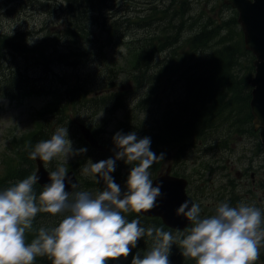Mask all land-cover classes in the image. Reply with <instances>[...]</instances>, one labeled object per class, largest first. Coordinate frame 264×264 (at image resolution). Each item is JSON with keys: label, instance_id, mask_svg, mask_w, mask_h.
Here are the masks:
<instances>
[{"label": "rangeland", "instance_id": "obj_1", "mask_svg": "<svg viewBox=\"0 0 264 264\" xmlns=\"http://www.w3.org/2000/svg\"><path fill=\"white\" fill-rule=\"evenodd\" d=\"M177 8L184 14L183 20L179 15L173 17ZM160 10L162 12L167 11V13L162 15ZM97 16L101 19L114 16L118 18L121 35L123 34L121 41L118 43L107 42L99 27L90 21L87 25V32L91 30L93 37L89 39V36L79 35L80 49L86 53L80 64L73 58H69L66 63L62 64H54V61H49L45 67L50 73L45 75L39 72L41 66L31 59L37 57L41 51L39 49L34 51L36 46L54 37L58 40H56V44L63 48H75L78 44L72 42L66 32L71 25L66 0H0V41L3 38L5 40L7 37L21 34L26 42L25 48L17 47L18 51L15 53L8 52L0 44V77L5 74L8 75L10 70L20 68L23 74L34 80L32 83L43 77L49 81H54L55 87H61L65 90L69 85L73 86L76 82L79 84V80L88 84V81L84 80L89 73L93 78L104 79L108 82H111L114 76L119 73L121 79L116 82L118 84L117 89L120 88V93L127 94L126 105L128 106L127 110H119L114 115H110V107L105 106L93 109L92 113L89 109L87 110L89 107L88 97H77L75 101L69 103L66 111L69 114L65 118L66 124L60 125L58 124L59 121H53L55 120L54 114L46 116L43 120L39 116L40 111L49 107L50 103V106L54 104L51 96L34 98L19 105H12L0 100V181L15 170V167L21 163V159L26 161L25 153L20 157V151H30L29 142L35 134L26 138L27 140L20 150L21 134L29 129L35 131L40 129L41 121L46 122L48 120V122H53L52 127L55 130L59 127L68 128V138L72 142L74 150L87 149L85 153L73 157L63 154L55 157L46 164L48 170L54 171L57 166H63L68 171L75 168L76 171L73 170L79 180L88 183V186L86 184L82 191L88 187V191L95 195L98 190H103L105 187L103 180L101 179L97 185H92V181L87 176L82 175V167L88 163L89 159L93 163L108 158L115 159V153L118 149L114 144L113 137L117 132L127 134L134 131L138 134L140 131L126 130V127L133 124H145V122L154 126V122L157 120L155 115L157 106L151 104L149 109L143 110L142 106L138 105L145 98L149 88L148 84L143 86V78L139 80L137 85L136 80H133L132 77L136 74L137 54L131 51L134 47H139L136 44L139 41L142 42L143 46L155 51L156 57L153 58L150 70L147 69L149 62L146 61L145 70L149 71L150 79V77H157L158 72L167 66L166 62L171 55L185 60L178 70V75L185 73L188 77L196 74L204 75V64L211 59L209 56L221 47L222 42L232 40L231 47L240 53L241 69L239 75L246 80L244 99L247 107L249 106L251 109L254 87L250 80L255 77L256 65L254 62L256 56L246 48L244 33L239 23V12L231 5L226 4L225 0H113L108 8L102 9ZM209 19L222 22L225 25L221 29L209 27L202 31L204 24ZM170 25L176 27L172 28ZM179 27L180 32L176 34ZM228 32L229 35H227ZM43 53L48 57L47 47ZM177 67L178 63L173 66V71H176ZM166 72L167 77L161 78L163 80L161 92L155 91L157 96L165 98L169 102L175 99L185 100L188 90L186 81L184 79L180 81L177 76H172L173 74L168 73L169 70ZM44 84L47 86L46 83ZM141 85L143 87L137 88ZM156 86L158 85L156 84ZM56 92L59 95L58 101L61 103L62 95L60 99V94L62 91L56 90ZM52 107L54 108V106ZM96 110L99 112L93 117ZM89 116H92L90 123L86 122ZM253 119L254 117L250 120V124L242 130L246 133L245 137L230 135L227 138V148H221L222 141L218 139V135H222L221 131L216 133L214 128L211 130L205 128L204 133H202L198 130L189 139L186 146L179 147L180 143H177L171 151L172 156L164 153L165 159L158 163L163 162L160 173L165 172L166 168L171 165L175 175L190 180V189L192 188V181L197 180L193 183L192 195L195 194L198 197L204 195L203 199H200L202 208L208 207V209L213 208L215 210L221 202H228L230 192L234 190L238 200L241 196V199L249 198V201L261 202L262 205L257 208L263 212V188L256 187L260 183L255 187L252 186L251 172H246L253 158L252 169L255 172V181L257 182L261 178V174L264 173L263 170L261 171V166L264 167V154L258 156L261 151H264V144L260 138V132L254 129ZM72 120L75 122L71 123ZM78 121L86 123L97 132L98 138L103 142V144L101 143L102 146L94 147L93 150L86 143V140L77 130L76 122ZM179 149H182L183 153H180ZM224 149L228 150L225 151ZM82 161L85 162L80 167L81 164L79 163ZM135 163L128 165L123 160L116 161V171L111 175L114 181L120 185L122 193L127 191L126 181L129 174L124 175L127 171L130 173V169ZM209 167L213 169L212 173L208 171ZM36 168L35 162V170L33 171L35 173ZM152 169L153 166L149 171L151 173L150 178L153 180ZM243 174H247V177L241 178ZM248 190L255 192L251 193L249 197L247 195ZM192 195L190 194V196ZM194 199L197 201L196 198ZM216 203L217 205L214 206ZM129 214L137 215L134 212ZM25 235L26 240L28 237H32L31 240L36 238L32 228L27 230ZM180 250L179 239L177 238L176 244H173L170 249V264H184L174 259ZM129 262H131L130 256L109 261V264H129ZM255 264H264V247H261L260 258Z\"/></svg>", "mask_w": 264, "mask_h": 264}, {"label": "clouds", "instance_id": "obj_2", "mask_svg": "<svg viewBox=\"0 0 264 264\" xmlns=\"http://www.w3.org/2000/svg\"><path fill=\"white\" fill-rule=\"evenodd\" d=\"M33 42V41H32ZM31 42V43H32ZM29 43V44H31ZM118 151L115 159L93 163L91 159L82 175L103 180L105 187L95 195L89 191H66L68 170L57 166L49 172L50 183L37 196L34 185L39 176L33 172L14 185L0 191V264H35L37 257H48L51 264H109L127 258L132 248L146 235L153 238L150 250L132 258L131 264H170L169 255L177 237L160 227L145 229L138 219L129 222L123 213H141L157 207L161 186H153L149 169L165 159L151 150L149 137L138 138L136 132H117L113 137ZM87 149L74 150L68 138V128L59 127L50 139L40 140L29 152V158H39L45 165L60 155L76 156ZM131 165L127 191L114 181L116 161ZM72 189L78 187L68 178ZM71 197V198H70ZM53 216L68 213L53 228L41 227L30 243V230L38 213ZM191 224L190 231L179 240L185 258L196 264H255L264 247V212L244 202L230 206L217 205L211 216L201 217V206L185 201L177 209Z\"/></svg>", "mask_w": 264, "mask_h": 264}, {"label": "trees", "instance_id": "obj_3", "mask_svg": "<svg viewBox=\"0 0 264 264\" xmlns=\"http://www.w3.org/2000/svg\"><path fill=\"white\" fill-rule=\"evenodd\" d=\"M66 2L68 16L71 19V25L66 32L69 36L68 38L72 42L78 44L75 48H63L61 45L56 44L57 39L54 37L45 40L44 43L36 46L34 51H37L38 49L41 51L37 57H32L31 59L34 63L41 66V71L39 70V72L45 75H49L50 73L45 67L49 61H54V64H62L66 63L69 58H73L80 64L82 58L86 56V53H83L80 49V36H89V39L93 37V32L91 30L87 32V25L90 21L99 27L107 42L118 43L123 38V34L121 35L120 31L119 21H117L118 18L114 16L101 19V17L97 16L102 9L108 8V5L112 0H66ZM160 11L162 12V10ZM165 13H167V11L162 12V15ZM177 15H179L182 20L184 19V14H182L178 8L175 10L173 17ZM224 25L225 24L222 22H216L209 19L208 22L204 24L202 31L209 27L221 29ZM170 27L175 28L176 26L170 25ZM180 27L176 34L180 32ZM227 35H229V32ZM0 44L4 49L8 50V52L15 53L18 51L17 47L25 48L26 42L21 34H16L12 37H7L5 40L3 38L0 41ZM136 44H138L139 47H134L131 51L132 53L134 52V54H137L135 67L136 74L132 77L133 80H136L137 85L142 78L144 80L143 86H146L147 84L149 85L145 98L138 105H141L143 110L149 109L151 104L157 106V109L155 110L157 120H155L154 126L153 124H148L144 121L145 124H133L126 127V130L135 129V131H140V133H136L138 138L149 137L151 139V150L157 155L164 153V149L166 152L174 149V146H176L177 143H180L179 147L186 146L189 143V139H191L198 130L204 133L205 128L208 130L214 128L216 133H219L220 131L222 132V135H218V139H221L222 141L221 148H227L226 140L230 135L245 137L246 133L242 132V130L250 124V120L253 116L251 109L249 106L247 107L244 99L246 80L239 75L241 69V64L239 62L240 53L237 49L231 47L233 44L232 40L222 42L221 47L209 56L211 59L207 60L204 64V75L196 74L189 77L187 76V73L184 75H178V70L181 68L185 60H181L176 58L175 55H171L166 62L167 66L163 67L160 72H158L157 77H150V79L148 70L151 68L153 58L156 57L155 51H151L149 47L143 46L141 41ZM46 47L47 51H49L48 57L43 53V50ZM176 54H178L177 51ZM146 61L149 62L148 67ZM176 63H178V67L176 68V71H173V66ZM146 67L148 70H145ZM168 70V73L173 74L172 76H177L180 78V81L183 79L186 81L188 90L185 100L175 99L169 102L165 100V98L157 96L155 93V91L161 92L163 84L161 78L167 77L166 71ZM163 72H166V74H163ZM120 79L119 73L114 76V79L111 82L104 81V79L93 78L91 73H89L86 75V80H84L88 81V84L79 80V84L76 82L75 85H69L63 90L61 87H55L54 81H49L47 78L45 79L43 77L38 78L35 83H32L34 80H31L26 74H23L20 68H15L10 70L8 75L5 74L0 77V98H6L12 104L19 105L34 98L51 96L53 99L52 101L54 102V108L49 107L46 114L47 116L54 114L55 120L53 121H59L58 124L64 125L66 124L65 118L69 116V114L66 113L69 103L75 101L77 97H88L89 107H87V110L89 109L92 113L93 109H97L100 106L110 107V113L108 112L110 115H114L119 110H127V94L120 93V88L117 89L118 84L116 82L120 81ZM169 81L171 82V80ZM39 82L46 83L49 88L45 86L44 83ZM156 84L158 86H156ZM143 86L141 85L137 88ZM56 90L62 91V94H60V99L62 95L61 103L58 101L59 95ZM98 112L99 110H96L93 117ZM74 122L75 120H72L71 123ZM86 122H92V117H87ZM52 123L53 122H48V120L43 123L40 130L29 142L30 151L40 140L51 138L55 132ZM223 127L231 128L227 129ZM93 132L95 136H98L97 132ZM224 150L227 151L228 149ZM30 151H20V157L25 153L26 161L21 159V163L15 167V170L10 172V175L0 181V191L32 174L35 170V160L29 158ZM158 163L159 162L152 165L153 178L161 171L163 162H160V164ZM128 174L129 171L126 172V176ZM34 190L37 196H39L42 188L35 184ZM40 214L42 217L38 230L42 225H45L43 227L49 229L58 226L60 222L56 223L58 215L53 216L52 214L45 212H41ZM123 214L129 222L133 219H138L140 221V226L145 229L149 227H160L163 228L164 231H169L168 228L162 224L161 220L150 219L138 215L134 216L129 213ZM38 218L39 213L37 214V219ZM152 245L153 238L146 235L137 242L135 248H132L130 256L133 258L139 254L142 258L144 253L151 249ZM177 260L180 262L183 260L185 264H193L195 261L191 258H185L184 256L183 259ZM38 261L42 264H51V261L46 256L37 257V262Z\"/></svg>", "mask_w": 264, "mask_h": 264}, {"label": "water", "instance_id": "obj_4", "mask_svg": "<svg viewBox=\"0 0 264 264\" xmlns=\"http://www.w3.org/2000/svg\"><path fill=\"white\" fill-rule=\"evenodd\" d=\"M225 3L231 5L239 12V23L242 26L244 33L246 48L253 52L256 56L254 64L256 65V74L250 80L254 87L252 92L251 108L254 117L253 124L255 131L260 132V138L264 143V0H225ZM85 139L96 145L92 139L91 133L81 127ZM170 168L160 177L156 178L153 186H161V196L157 198V207L139 213L145 217L159 218L163 224L169 228L182 230L190 223L184 216H178L177 209L186 200L191 199L187 195V181L170 175ZM39 176L38 183L42 186L49 184V172L44 168L43 162L38 160ZM68 178H71L73 183H79L75 179L74 174L70 173L66 177V191L71 192L75 189L71 188L68 183Z\"/></svg>", "mask_w": 264, "mask_h": 264}, {"label": "flooded vegetation", "instance_id": "obj_5", "mask_svg": "<svg viewBox=\"0 0 264 264\" xmlns=\"http://www.w3.org/2000/svg\"><path fill=\"white\" fill-rule=\"evenodd\" d=\"M208 151V150H207ZM262 154H264V151H261V153L260 154H258V156L259 155H262ZM252 166H253V158H252V160H251V165H249L248 166V169L246 170V172H251L250 173V179H251V184H252V186H256L258 183H260V185L259 186H256V187H262L263 188V190H262V192L264 193V173L263 174H261V178L256 182L255 181V172H253V169H252ZM264 171V167L263 166H261V171ZM243 177H247V174H243V175H241V178H243ZM197 180H194V181H192V188L190 189V187L191 186H189V193L192 195V192H193V189H194V187H193V183L194 182H196ZM250 184V185H251ZM255 192V191H254ZM253 191H250V190H248L247 191V195H249V197H250V194L251 193H254ZM257 192V191H256ZM194 198H196L197 199V201L199 202V205L201 204L200 203V199H203V197H204V195L202 196V197H198L197 195H192ZM229 200H230V202H229ZM229 200H228V203L230 204V206H236L238 203H240V202H244V203H246V204H249V205H254V206H256V207H260L261 205H262V203L261 202H259V201H255V202H252V201H249V198H247V199H241V196H240V200H238L237 199V197H236V192L234 191V190H232L231 192H230V198H229ZM217 202V201H216ZM218 203V202H217ZM217 203L214 205V206H216L217 205ZM203 206H201V217L203 218V217H207V216H211V215H213L214 213H215V210L213 209V208H209L208 209V207H205V208H202ZM211 210V211H210ZM264 212V211H263ZM170 230V229H169ZM172 233H173V235L174 236H176L179 240L180 239H182L184 236H182V234L183 233H186V232H177V231H173V230H170ZM187 235V234H186ZM185 235V236H186Z\"/></svg>", "mask_w": 264, "mask_h": 264}, {"label": "bare ground", "instance_id": "obj_6", "mask_svg": "<svg viewBox=\"0 0 264 264\" xmlns=\"http://www.w3.org/2000/svg\"><path fill=\"white\" fill-rule=\"evenodd\" d=\"M91 117H92V116H91ZM85 125L88 126L86 123H85ZM88 127H89V126H88ZM212 170H213V169H212L211 167H209L208 171H210V173H212Z\"/></svg>", "mask_w": 264, "mask_h": 264}]
</instances>
